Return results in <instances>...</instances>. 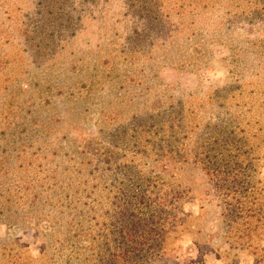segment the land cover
Here are the masks:
<instances>
[{
  "label": "rangeland",
  "instance_id": "obj_1",
  "mask_svg": "<svg viewBox=\"0 0 264 264\" xmlns=\"http://www.w3.org/2000/svg\"><path fill=\"white\" fill-rule=\"evenodd\" d=\"M244 202L264 0H0V264H264Z\"/></svg>",
  "mask_w": 264,
  "mask_h": 264
},
{
  "label": "trees",
  "instance_id": "obj_2",
  "mask_svg": "<svg viewBox=\"0 0 264 264\" xmlns=\"http://www.w3.org/2000/svg\"><path fill=\"white\" fill-rule=\"evenodd\" d=\"M248 193H249L248 191H243L242 196H246ZM256 204L254 203L250 204L249 202H244L243 204L240 205V209L239 208L229 209L231 216H233L232 220L237 224L242 223L243 225L245 224L251 225L252 222H255V221L258 222V224H264V203L260 202L257 204V206ZM238 211L243 212V214L242 215L239 214ZM124 242L125 241H122V244ZM135 252L137 253L134 255H128L125 257V260H126L125 264H144L145 262H148V261L143 260L145 257V254H143L141 250H138ZM109 259H110V263H107V264H116L117 260L115 259L114 254H113V258L109 257ZM145 264H150V263H145Z\"/></svg>",
  "mask_w": 264,
  "mask_h": 264
}]
</instances>
